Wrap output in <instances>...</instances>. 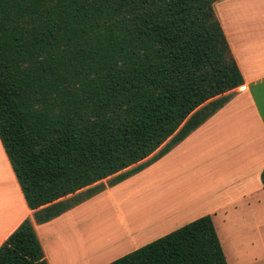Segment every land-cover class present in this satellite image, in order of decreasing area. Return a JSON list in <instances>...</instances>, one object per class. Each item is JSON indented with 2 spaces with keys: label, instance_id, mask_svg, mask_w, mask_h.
Listing matches in <instances>:
<instances>
[{
  "label": "trees",
  "instance_id": "obj_1",
  "mask_svg": "<svg viewBox=\"0 0 264 264\" xmlns=\"http://www.w3.org/2000/svg\"><path fill=\"white\" fill-rule=\"evenodd\" d=\"M214 1L0 0V142L35 222L156 160L243 83ZM0 264H47L28 217ZM105 264L227 262L204 214Z\"/></svg>",
  "mask_w": 264,
  "mask_h": 264
},
{
  "label": "crops",
  "instance_id": "obj_2",
  "mask_svg": "<svg viewBox=\"0 0 264 264\" xmlns=\"http://www.w3.org/2000/svg\"><path fill=\"white\" fill-rule=\"evenodd\" d=\"M212 6L243 77L230 98L153 162L39 223L0 142V244L28 217L47 264H105L209 214L227 264H259L264 0H216Z\"/></svg>",
  "mask_w": 264,
  "mask_h": 264
},
{
  "label": "rangeland",
  "instance_id": "obj_3",
  "mask_svg": "<svg viewBox=\"0 0 264 264\" xmlns=\"http://www.w3.org/2000/svg\"><path fill=\"white\" fill-rule=\"evenodd\" d=\"M261 261L259 262V264H264V254H263V257H261Z\"/></svg>",
  "mask_w": 264,
  "mask_h": 264
}]
</instances>
